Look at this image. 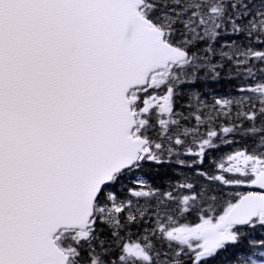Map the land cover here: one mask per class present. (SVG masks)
Listing matches in <instances>:
<instances>
[{
  "label": "snow or ice",
  "instance_id": "1",
  "mask_svg": "<svg viewBox=\"0 0 264 264\" xmlns=\"http://www.w3.org/2000/svg\"><path fill=\"white\" fill-rule=\"evenodd\" d=\"M0 264H264V0H0Z\"/></svg>",
  "mask_w": 264,
  "mask_h": 264
}]
</instances>
